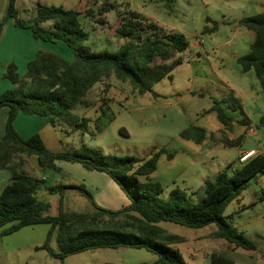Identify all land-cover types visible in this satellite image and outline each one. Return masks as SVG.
I'll use <instances>...</instances> for the list:
<instances>
[{
  "label": "trees",
  "instance_id": "1",
  "mask_svg": "<svg viewBox=\"0 0 264 264\" xmlns=\"http://www.w3.org/2000/svg\"><path fill=\"white\" fill-rule=\"evenodd\" d=\"M16 0H8L4 14L0 18V39L3 26H14L28 30L34 40L50 44L62 43L72 53V60L38 50L28 62L26 72L19 77L14 63L4 65L6 78L13 86L0 94V108L7 107L8 114L4 132L0 139V170H8L10 179L0 192V228L2 236L10 235L32 225L47 224L50 229L45 242L38 248L46 250L53 258L66 257L96 249L143 248L154 253L157 259L152 264H187L173 246L184 242V238L168 233L159 226L169 222L190 229H201L214 225L211 237L222 239L235 248L255 252L257 246L242 232L230 227L224 215L226 207L242 192L248 189L250 180L264 174V153L259 152L241 163L239 167L226 166L212 179H206L202 186V196L192 200L188 194L175 187L165 197H161V186L149 179L139 180L154 172L164 148L153 150L145 160L132 156L119 157L103 154L100 150L81 146L71 151L54 153L48 151L38 133L23 139L15 131L13 122L19 113L48 117L52 126L64 122L75 130L85 132L89 120L70 114L76 105L86 108L91 104L88 95L94 85L113 75L117 80L128 83L131 88L143 94L151 91L154 83L165 77L182 62L176 55L187 50V38L180 33L166 31L152 21L140 17L135 12L119 13L115 35L124 43L115 51H93L86 42L89 34L80 23L81 13L74 9L47 7L37 4L35 14L29 19L19 17ZM170 7L175 0H162ZM116 4L101 6L97 15L103 16L116 9ZM92 11L86 10L90 15ZM204 34L217 30V23L209 18ZM46 24H49L48 26ZM239 27L253 33L249 51L237 58L241 72L252 70L264 95V9L260 13L243 17L237 21ZM220 103L229 110H238L242 116L238 125H249L239 101L230 92L220 100L213 99L208 110L216 113L217 120L225 130L233 125L225 115ZM112 119L108 105L101 106L100 115L95 120L97 130L105 127ZM264 125V114L260 117ZM122 131V130H121ZM179 137L200 145L206 140L205 130L198 126H188ZM244 136L229 139L223 130L212 141L225 148H238ZM172 153L168 155L171 157ZM33 157L42 171L60 172L56 161L79 163L88 171L108 175L128 196L129 204L117 211L97 206L90 192L83 185L58 184L45 188L50 194L60 196L66 190H76L91 204L88 212L64 211L49 214L50 204L38 200L43 180L28 175L24 170L25 158ZM264 199V193L262 194ZM54 239L58 251H53L50 241ZM211 264H233L232 260L220 254L210 255ZM144 264V263H141Z\"/></svg>",
  "mask_w": 264,
  "mask_h": 264
},
{
  "label": "rangeland",
  "instance_id": "2",
  "mask_svg": "<svg viewBox=\"0 0 264 264\" xmlns=\"http://www.w3.org/2000/svg\"><path fill=\"white\" fill-rule=\"evenodd\" d=\"M22 1L23 4L18 2L16 7L19 17L24 20L34 16L37 4L79 11L80 23L89 34L86 45L93 51H115L124 43L115 35L114 29L120 19L117 14L127 11L139 14L166 31L183 34L189 43L187 50L176 55V58L182 59L181 64L173 69L170 77L154 83L150 92L139 94L113 75L94 85L88 95L91 106L76 105L70 114L90 118L95 114L94 109L100 114L101 106L108 105L112 119L100 130H97L95 122H91L85 132H71L63 145L65 150L86 146L103 154L145 160L153 150L164 147L173 153V158L166 160L164 156L160 157L157 169L149 179L161 186V197L178 187L195 201L202 196V177L213 176L227 164L235 163L238 156V148H225L212 141V138L219 137L221 123L214 112L208 111L213 99L220 100L229 93L230 85L240 95L250 122L248 127H239L231 135H244L242 147H254L264 153V125L259 123L264 114V95L254 72L242 73L237 63V58L245 55L253 42V33L239 27L237 21L263 11L264 0H175L170 7L162 0H80L75 4L64 3V0ZM110 3L116 4V9L103 16L97 15L101 6ZM89 9L92 12L87 15L86 10ZM207 18L218 24L217 30L211 34L203 33V28L212 24L206 23ZM7 25L13 24L9 22L3 26L1 39ZM188 126L206 130L208 140L204 146L207 149L179 137V133ZM24 160V170L28 175H42V170L35 167L33 157ZM61 170L42 171L45 181L42 190L37 193L39 201L50 204L49 214L52 216L59 211V194H50L45 188L58 184V180L63 178ZM255 178L250 180L248 189L243 192L244 199L238 196L224 212V215H230L226 218L230 227L242 232L250 241L254 239L257 242L255 252L235 248L222 239L211 237L216 230L214 225L190 229L169 222L159 223L168 233L184 238V242L173 247L187 264H211L210 255L213 253L228 257L233 264H264V242L258 238L264 237V199L260 198L262 190L255 184ZM238 205L245 208L239 211ZM89 206L90 202L81 197L79 202H65L64 209L88 212ZM45 226L27 227L7 236L1 235L7 226L0 228V264L155 262L156 255L146 249L124 247L86 251L60 261L46 250L38 249L43 241L38 230ZM49 245L53 251H58L54 239Z\"/></svg>",
  "mask_w": 264,
  "mask_h": 264
},
{
  "label": "crops",
  "instance_id": "3",
  "mask_svg": "<svg viewBox=\"0 0 264 264\" xmlns=\"http://www.w3.org/2000/svg\"><path fill=\"white\" fill-rule=\"evenodd\" d=\"M7 1L8 0H0V18L4 14V6L7 4ZM21 1L22 0H16L15 6L16 4H18V2L19 4H23V1L22 2ZM79 1L80 0H64L63 2L64 3L67 2L69 4H75V2L79 3ZM46 25H49V24H46ZM38 50L49 51V52L55 53L67 61L72 60V53L62 43L60 42L57 44H50V43H45V42L38 43L36 40H34V38L32 37V35L30 34L28 30L16 27L14 25H7L5 34L4 36H2V39L0 40V94L13 88L12 84L6 78H4L5 68L2 65L8 64V63H14L16 65V71L18 75L23 76L24 73L26 72L28 62L31 61L35 57L36 52ZM228 89H229L228 90L229 93L231 92L233 96L239 101L243 109L240 95H238V93L234 89H232L230 85H228ZM220 107L223 109L225 115L232 119L233 124H234L232 130L230 131L225 130L222 124H220L221 126L220 130L224 129L229 139L237 138V137H232L231 133L234 131L236 132L237 128L243 127L241 125L237 126V122L241 120L240 112L238 110H235V111L229 110L225 103H220ZM98 108H100V105ZM94 112L95 114L91 116L90 118H86V117H83V118L88 119L89 123L95 122V120L99 117L100 114L98 110L94 109ZM235 112H238V113L236 114ZM243 112L245 113L244 109H243ZM7 114H8V108L1 107L0 108V139L4 132V124H5ZM245 115L248 117L246 113ZM61 124H64L65 126ZM13 127L16 130V132L19 134V136L22 137L23 139H28L33 134L38 133L41 137V140L45 148L48 151H51L54 153H61V152L67 151L64 149L63 145L65 144V142L68 141L69 134L73 131H76L74 129V124L67 125L64 122H60L58 123L57 126H52L50 123V119L48 117H43V116H38V115H25L22 113H19L14 119ZM205 133H206V130H205ZM61 134L64 135L65 139L64 137H62ZM207 140H208V137L206 133V140L204 141L203 144H200L202 147H205V149H207V147L204 146L207 143ZM164 149L166 150V153L161 154L159 158L164 156L166 160H171L173 158V153L168 151L166 148ZM250 150H254L255 153L261 152L254 147L244 148L241 145L240 147H238V156H237L235 163L231 162L227 164V166H229L232 169L235 167H239L240 163L238 161V158L240 154L245 151H250ZM170 153H172V156L168 157ZM55 165L60 170L62 169L61 171H63L61 174L63 178H60L58 180V184L83 185L90 192V194L93 197V201L97 206L107 209V210H113V211L121 210L125 208L126 206H128L130 201L126 193L105 173H101L97 171H88L84 167H82V165H80L79 163L56 161ZM35 167L39 169L37 166ZM156 169H157V163H156L155 170ZM218 172L219 171H217V173ZM41 173L42 175L35 176V177L43 180L44 182L45 181L44 172L41 171ZM217 173H215L213 176H210V177H206V178L202 177V182L204 183L206 179L214 178ZM149 176L148 178L139 177V180L145 181L149 179ZM9 179H10V172L8 170H0V192L8 184ZM255 184L257 185V187H259L262 190V194H263L264 193V174H260L256 176ZM239 196L242 199H244L245 197L243 192ZM81 197H84V196L76 190H66L62 196L59 195L58 203H59V206H61V208L64 211H67L64 209L65 202L71 201V200L73 202H76V201L79 202ZM260 198L262 199V197ZM237 208H239V211H240L244 209L245 207L244 205H240V206L238 205ZM89 209H90L89 211L92 210L91 204L89 206ZM68 211H74V210H68ZM40 225H47V224H40ZM33 226H38V225H32V226H27V227H33ZM27 227H24V228H27ZM49 229H50V226L47 225L45 226V228H40L38 230L40 231V236H43L42 244L45 242L46 235ZM258 238H260V240H263L264 242V237L261 238L260 236H258ZM251 240H253L252 242H254L255 244L257 243L254 239H251ZM156 259H157V256L155 258V261Z\"/></svg>",
  "mask_w": 264,
  "mask_h": 264
},
{
  "label": "built area",
  "instance_id": "4",
  "mask_svg": "<svg viewBox=\"0 0 264 264\" xmlns=\"http://www.w3.org/2000/svg\"><path fill=\"white\" fill-rule=\"evenodd\" d=\"M255 155V151L254 150H250V151H245L243 153L240 154L238 161L239 163H245L247 160H249L251 157H253Z\"/></svg>",
  "mask_w": 264,
  "mask_h": 264
}]
</instances>
